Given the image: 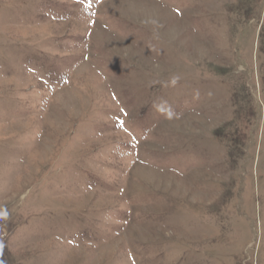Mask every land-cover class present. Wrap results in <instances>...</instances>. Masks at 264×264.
<instances>
[{
    "label": "rangeland",
    "instance_id": "1",
    "mask_svg": "<svg viewBox=\"0 0 264 264\" xmlns=\"http://www.w3.org/2000/svg\"><path fill=\"white\" fill-rule=\"evenodd\" d=\"M0 264H264V0H0Z\"/></svg>",
    "mask_w": 264,
    "mask_h": 264
},
{
    "label": "built area",
    "instance_id": "2",
    "mask_svg": "<svg viewBox=\"0 0 264 264\" xmlns=\"http://www.w3.org/2000/svg\"><path fill=\"white\" fill-rule=\"evenodd\" d=\"M3 219H2V217L0 216V222L2 221ZM0 240H1V236H0Z\"/></svg>",
    "mask_w": 264,
    "mask_h": 264
}]
</instances>
